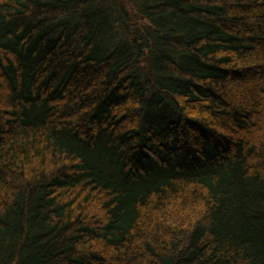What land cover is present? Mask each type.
Segmentation results:
<instances>
[{"label": "trees", "instance_id": "obj_1", "mask_svg": "<svg viewBox=\"0 0 264 264\" xmlns=\"http://www.w3.org/2000/svg\"><path fill=\"white\" fill-rule=\"evenodd\" d=\"M0 264H264V0H0Z\"/></svg>", "mask_w": 264, "mask_h": 264}]
</instances>
